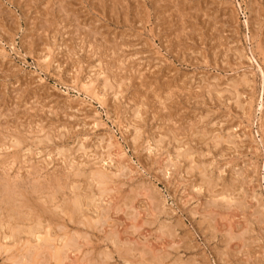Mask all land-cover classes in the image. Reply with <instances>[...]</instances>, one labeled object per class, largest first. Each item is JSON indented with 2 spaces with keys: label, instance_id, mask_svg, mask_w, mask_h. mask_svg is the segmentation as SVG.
<instances>
[{
  "label": "rangeland",
  "instance_id": "obj_1",
  "mask_svg": "<svg viewBox=\"0 0 264 264\" xmlns=\"http://www.w3.org/2000/svg\"><path fill=\"white\" fill-rule=\"evenodd\" d=\"M0 130V264H264V0H0Z\"/></svg>",
  "mask_w": 264,
  "mask_h": 264
},
{
  "label": "bare ground",
  "instance_id": "obj_2",
  "mask_svg": "<svg viewBox=\"0 0 264 264\" xmlns=\"http://www.w3.org/2000/svg\"><path fill=\"white\" fill-rule=\"evenodd\" d=\"M110 89V88H109ZM93 90V89H92ZM87 91V90H86ZM95 92V91H94ZM1 131V130H0ZM13 136V135H12ZM7 137V136H6ZM10 138V137H9ZM7 139V138H6ZM19 139V138H18ZM8 140V139H7ZM6 140V141H7ZM138 140V139H137ZM21 142V141H20ZM42 141L41 140H39V143H41ZM17 143H19V141L17 142ZM149 143V142H148ZM9 144V143H8ZM12 144V143H11ZM43 144V143H42ZM15 145V144H14ZM19 145H21V144H18V146ZM181 145V144H180ZM215 145V144H214ZM2 146V145H1ZM18 146H16V147H18ZM22 146V145H21ZM218 146V145H217ZM5 147H7V146H5ZM24 148V147H23ZM27 148V147H26ZM4 149V148H3ZM29 149V148H28ZM157 153V152H156ZM10 154V153H9ZM186 154V153H185ZM184 154V155H185ZM188 155V154H187ZM17 156V155H16ZM182 156V155H181ZM188 156H190V155H188ZM13 157V156H12ZM26 158V157H25ZM177 159V158H176ZM184 159V158H183ZM74 161V160H73ZM105 161V160H104ZM185 161V160H184ZM23 162V161H22ZM12 163V162H11ZM26 163V162H25ZM175 164V163H174ZM3 165V164H2ZM7 166V165H6ZM12 166V165H11ZM201 167V166H200ZM1 168V167H0ZM2 168H3V166H2ZM9 168V167H8ZM72 168V167H71ZM12 169V168H11ZM37 169H38V167H37ZM75 169V168H74ZM7 170V169H6ZM36 170V169H35ZM73 170V169H72ZM79 170V169H78ZM42 171V170H41ZM76 171V170H75ZM106 171V170H105ZM3 172V171H2ZM7 172V171H6ZM35 172V171H34ZM37 173V172H36ZM80 173V172H79ZM1 174V173H0ZM85 174V173H84ZM96 174V173H95ZM37 175V174H36ZM111 176V175H110ZM201 176V175H200ZM23 177V176H22ZM39 177V176H38ZM89 177V176H88ZM96 177V176H95ZM52 178V177H51ZM50 178V179H51ZM4 179V178H3ZM6 179V178H5ZM68 179V178H67ZM90 179V178H89ZM96 179V181H98V184L99 183H101L102 185L105 183V184H107V182H105V181H107L106 180V178L103 176V175H99L98 174V176L95 178ZM47 180V179H46ZM52 181H53V179H51ZM1 181V180H0ZM14 181V180H13ZM49 181V180H48ZM96 181H95V183H96ZM64 182V181H63ZM211 182V181H210ZM5 183V182H4ZM36 183V182H35ZM50 183V182H49ZM48 183V184H49ZM66 183V182H65ZM69 183H71V182H69ZM38 184V183H37ZM45 184V183H44ZM72 184V183H71ZM54 185V184H53ZM68 185V184H67ZM3 186V185H2ZM29 186V185H28ZM72 186H74L73 184H72ZM203 186V185H202ZM206 186H208V185H206ZM49 187V186H48ZM75 187V186H74ZM98 187V186H97ZM104 187V186H103ZM111 187V186H110ZM17 188V187H16ZM35 188V187H34ZM68 188V187H67ZM105 188V187H104ZM227 188V187H226ZM1 189V188H0ZM71 189V188H70ZM80 189V188H79ZM78 189V190H79ZM199 189V188H198ZM230 189V188H229ZM54 190H55V188H54ZM106 190V189H105ZM237 190V189H236ZM2 191H3V189H2ZM10 192L12 191V190H9ZM18 191V190H17ZM56 191H58V190H56ZM55 191V192H56ZM77 191V190H76ZM103 191H104V189H103ZM217 191V190H216ZM8 192V191H7ZM83 192V191H82ZM81 192V193H82ZM99 192H100V190H99ZM107 192V191H106ZM110 192V191H109ZM13 193H14V191H13ZM49 193V192H48ZM4 194V193H3ZM7 194V193H6ZM55 194V193H54ZM59 194V193H58ZM60 194H61V191H60ZM216 194V193H215ZM214 194V195H215ZM219 194V193H218ZM228 194V193H227ZM234 194V193H233ZM77 195V194H76ZM75 195V196H76ZM87 195V194H86ZM213 195V196H214ZM217 195V194H216ZM12 196V195H11ZM22 196V195H21ZM23 196H25V195H23ZM23 196L22 197H20V198H23ZM88 196V195H87ZM101 196V195H100ZM225 196V195H224ZM223 196V197H224ZM230 196V195H229ZM7 197V196H6ZM26 197V196H25ZM48 197L50 198V196L48 195ZM73 197V196H72ZM80 196H79V194H78V196H77V198H76V201H75V203H74V205H72V209H70V206H71V204L72 203H70L69 204V206H68V208H66V209H68L69 211V213H70V215H72V216H74V214H75V209H78V208H76V206H79L81 209L82 208H84V206H85V204H88V202L86 203V200H85V203H83V201H84V196L83 197H81V198H79ZM90 197V196H89ZM105 197V196H104ZM103 197V198H104ZM106 197H108V195L106 196ZM3 198V197H2ZM9 198V197H8ZM12 198V197H11ZM47 198V197H46ZM101 198V197H100ZM18 199H19V197H18ZM31 199V198H30ZM55 199L57 200V198L55 197V195H52L51 196V200H52V202L53 203H55L54 201H55ZM112 199V198H111ZM225 199V198H224ZM223 199V200H224ZM5 200V199H4ZM25 200L28 202L29 200H28V197L27 198H25ZM47 200V199H46ZM50 200V201H51ZM54 200V201H53ZM7 201V200H6ZM16 201V200H15ZM19 201V200H18ZM34 201V200H33ZM110 201V200H109ZM31 202H32V200H31ZM63 202V201H62ZM106 202V201H105ZM20 203H23V201L22 202H20ZM52 203V204H53ZM91 203V202H90ZM89 203V204H90ZM107 203V202H106ZM56 204V203H55ZM89 204L88 205H86V206H89ZM8 205H9V203H8ZM11 205V204H10ZM15 205V204H14ZM23 206H24V204H22ZM62 205H63V203H62ZM76 205V206H75ZM240 205V204H239ZM32 206V205H31ZM75 208H74V207ZM1 207H2V205H1ZM3 207H4V205H3ZM11 207V206H10ZM40 207V206H39ZM19 208V207H18ZM29 208V207H28ZM65 208V207H64ZM88 208V207H87ZM100 208V207H99ZM56 209V208H55ZM57 209H58V207H57ZM97 209V208H96ZM16 210V209H15ZM15 210H11L10 209V215L12 216H10L11 218H12V220H13V222L16 224V223H18V224H14L13 222V226L11 225V224H9L10 225V228H9V230H10V232H11V238L12 239H14L17 235H20L21 233H25V234H27V236H32L33 238H36L37 239V241H39V242H46V241H51V234H50V231H48V232H46V234L45 235H42L41 234V229L40 228H45L44 226L43 227H41L42 226V221L40 220V218H42L43 216H44V214L45 213H47L46 211H45V209H41V208H39V214L36 216L37 217V220H35V218L36 217H34V216H30V217H24V216H20V214H19V212L20 211H18V212H16ZM23 210V209H22ZM28 210H30V208L28 209ZM9 211V210H8ZM79 210H77V212H78ZM81 211V213L83 214L84 212H82L83 211V209L82 210H80ZM100 211V210H99ZM102 211V210H101ZM13 213V214H12ZM59 213V212H58ZM61 213V212H60ZM80 213V212H79ZM15 214H17V215H15ZM25 214H27V213H25ZM77 214V213H76ZM90 214V213H89ZM93 214V213H92ZM163 214V213H162ZM161 214V215H162ZM165 214V213H164ZM28 215V214H27ZM58 215V214H57ZM62 215V214H61ZM97 215V214H96ZM110 215V214H109ZM8 216V217H9ZM29 216V215H28ZM54 216V215H53ZM71 216V219L73 218ZM82 216V215H81ZM91 216V215H90ZM108 216V215H107ZM75 217V216H74ZM105 217V216H104ZM109 217V216H108ZM46 218V217H45ZM97 218V217H96ZM67 219V218H66ZM102 219V218H101ZM6 220V219H5ZM50 220V219H49ZM2 221H4V220H2ZM51 221V220H50ZM85 221H87V220H85ZM6 222V221H5ZM7 222H9V221H7ZM25 222H27L28 223V225L29 224H31V226H28V227H25V228H21V227H19L18 225H19V223H25ZM101 222V221H100ZM79 223V222H78ZM81 223V222H80ZM79 223V224H80ZM88 223V222H87ZM106 223V222H105ZM4 224V223H3ZM8 225V226H9ZM24 225V224H23ZM60 225V224H59ZM87 225V224H86ZM49 228H50V223H49V225H47ZM68 226V225H67ZM79 226V225H78ZM90 227H91V225H89ZM104 226V225H103ZM102 226V227H103ZM47 227V228H48ZM75 227H76V225H75ZM168 228V227H167ZM63 229H64V227H63ZM87 229V228H86ZM93 229V228H92ZM101 229V228H100ZM85 230V229H84ZM88 230V229H87ZM105 231V230H104ZM168 231V230H167ZM52 233V232H51ZM1 234V233H0ZM116 234V233H115ZM173 234V233H172ZM9 235V234H8ZM80 235V234H79ZM107 235V234H106ZM117 235V234H116ZM65 236H67V233H65ZM71 236H67L66 237V239H64V238H62V239H64L65 240V242H64V245H63V248H60V247H57V246H54V248H55V250H53V252L51 253L52 255H51V258L55 261V263H57V264H63V262H64V250H65V248L67 247V248H72L73 249V247H71L70 246V244L68 243V241L69 240H71V238H70ZM73 237H75V235L73 236ZM82 237V236H81ZM111 238H112V236H110ZM109 237V238H110ZM5 238V240H6V238H8L7 236H5L4 237ZM30 238V237H29ZM116 238V237H115ZM3 239V238H2ZM9 239V238H8ZM17 239V238H16ZM123 239V238H122ZM232 239V238H231ZM63 240V241H64ZM82 240V239H81ZM184 240V239H183ZM14 241H16V240H14ZM69 242H71V243H73L72 241H69ZM36 243V242H35ZM49 243V242H48ZM52 243V242H51ZM75 243V242H74ZM25 244V243H24ZM60 244V243H59ZM81 245V244H80ZM145 245V244H144ZM250 245V244H249ZM30 246V245H29ZM36 246V245H35ZM41 245H39V247H40ZM74 246V248L76 247V244H74L73 245ZM115 246V245H114ZM25 247V246H24ZM47 247V246H46ZM53 247V246H52ZM141 247V246H140ZM17 248V247H16ZM41 248V247H40ZM53 248V249H54ZM77 248V247H76ZM76 248L75 249H73V250H76ZM35 249V248H34ZM36 249H38V247L36 248ZM115 249V248H114ZM137 249V248H136ZM165 249H166V247H165ZM178 249V248H177ZM67 250V249H66ZM12 251V250H11ZM23 251V250H22ZM77 251V250H76ZM111 251V250H110ZM117 251V250H116ZM175 251V250H174ZM51 252V251H50ZM70 252H71V250H70ZM80 252V251H79ZM142 252H144L145 253V251H142ZM176 252V251H175ZM33 253H35V252H33ZM48 253V252H47ZM150 253V252H149ZM17 254V253H16ZM29 254H30V252H29ZM85 254V253H84ZM109 254V253H108ZM128 254V253H127ZM146 254V253H145ZM38 255V254H37ZM104 255H106V254H104ZM103 255V256H104ZM112 255V254H111ZM32 256V255H31ZM100 256H102V255H100ZM99 256V257H100ZM109 256V255H108ZM161 256V255H160ZM12 257V256H11ZM23 257V256H22ZM25 257V256H24ZM33 257H34V254H33ZM35 257H36V255H35ZM34 257V258H35ZM38 257H39V255H38ZM90 257V256H89ZM131 257V256H130ZM154 257V256H153ZM10 258V257H9ZM32 258V257H31ZM30 258V260L32 261V259ZM41 258V257H40ZM48 258H49V255H48ZM101 258V257H100ZM109 258V257H108ZM107 258V259H108ZM106 259V260H107ZM151 259V258H150ZM168 259V258H167ZM34 260V259H33ZM38 260V259H37ZM103 260V259H102ZM22 260H20V262H21ZM70 261V260H69ZM110 261V260H109ZM151 261V260H150ZM190 261V260H189ZM10 262V261H9ZM26 262H27V260H26ZM29 262V261H28ZM152 262V261H151ZM159 262V261H158ZM161 262V261H160ZM12 263V262H11ZM33 263H35V262H33ZM32 263V264H33ZM54 263V262H53ZM108 263V262H107ZM127 263V262H126ZM180 263V262H179ZM189 263V262H188ZM30 264V263H29ZM36 264V263H35ZM161 264V263H160ZM172 264V263H171ZM178 264V263H177ZM190 264V263H189Z\"/></svg>",
  "mask_w": 264,
  "mask_h": 264
}]
</instances>
